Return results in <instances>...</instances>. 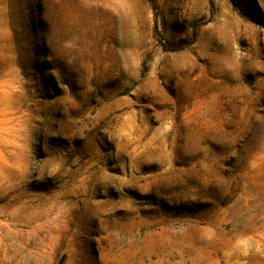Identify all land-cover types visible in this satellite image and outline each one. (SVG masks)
Listing matches in <instances>:
<instances>
[{"label": "rangeland", "instance_id": "374dc122", "mask_svg": "<svg viewBox=\"0 0 264 264\" xmlns=\"http://www.w3.org/2000/svg\"><path fill=\"white\" fill-rule=\"evenodd\" d=\"M62 260L264 264V0H0V264Z\"/></svg>", "mask_w": 264, "mask_h": 264}, {"label": "bare ground", "instance_id": "6f19581e", "mask_svg": "<svg viewBox=\"0 0 264 264\" xmlns=\"http://www.w3.org/2000/svg\"><path fill=\"white\" fill-rule=\"evenodd\" d=\"M20 203V202H19ZM22 203V202H21ZM24 203V202H23ZM15 205V204H14ZM40 217H41V215H39V214H36L35 212L33 213V214H30V215H28L26 218H25V221H26V219L29 221V222H32V221H34V220H40ZM52 222V221H51ZM55 222V221H54ZM60 225V224H59ZM61 226V225H60ZM37 227H42V228H45V229H48L49 227L48 226H44V225H39V226H37ZM56 227V226H55ZM54 228V227H53ZM52 228V229H53ZM51 229V230H52Z\"/></svg>", "mask_w": 264, "mask_h": 264}, {"label": "trees", "instance_id": "16d2710c", "mask_svg": "<svg viewBox=\"0 0 264 264\" xmlns=\"http://www.w3.org/2000/svg\"><path fill=\"white\" fill-rule=\"evenodd\" d=\"M192 43V42H191ZM191 43L187 44V45H182V46H179L178 48L177 47H172V46H165L166 50H169V51H178V50H183L184 48H186L188 45H190Z\"/></svg>", "mask_w": 264, "mask_h": 264}, {"label": "water", "instance_id": "95a60500", "mask_svg": "<svg viewBox=\"0 0 264 264\" xmlns=\"http://www.w3.org/2000/svg\"><path fill=\"white\" fill-rule=\"evenodd\" d=\"M63 261H64V260H62V261L60 262V264H62V263H63Z\"/></svg>", "mask_w": 264, "mask_h": 264}]
</instances>
